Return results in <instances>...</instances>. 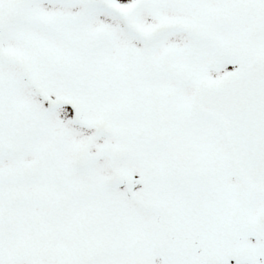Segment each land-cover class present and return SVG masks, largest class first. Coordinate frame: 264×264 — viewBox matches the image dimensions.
Instances as JSON below:
<instances>
[{
	"label": "snow or ice",
	"instance_id": "6c2138e0",
	"mask_svg": "<svg viewBox=\"0 0 264 264\" xmlns=\"http://www.w3.org/2000/svg\"><path fill=\"white\" fill-rule=\"evenodd\" d=\"M0 264H264V0H0Z\"/></svg>",
	"mask_w": 264,
	"mask_h": 264
}]
</instances>
